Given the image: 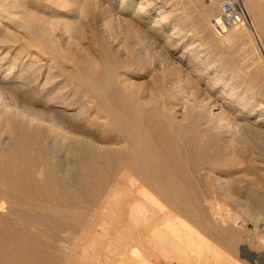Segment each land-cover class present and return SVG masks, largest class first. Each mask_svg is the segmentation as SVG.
Listing matches in <instances>:
<instances>
[{"label": "bare ground", "instance_id": "bare-ground-1", "mask_svg": "<svg viewBox=\"0 0 264 264\" xmlns=\"http://www.w3.org/2000/svg\"><path fill=\"white\" fill-rule=\"evenodd\" d=\"M157 1L117 3L173 56L185 15ZM198 1L191 23L212 40H190L177 60L166 57L162 88L174 96L166 100L132 80V63L112 55L107 34L92 45L90 20L108 24L109 0H0V15L17 29L0 21V67L22 66L0 77V264H109L117 247L115 264H264V195L252 186L264 182V160L242 145L264 141V105L240 90L231 68L209 60L223 43L254 36L261 44L262 10L244 0L250 23L211 38L208 19L221 0ZM52 3L72 5L76 18L38 12ZM181 81L188 100L177 97ZM229 205L255 221L260 246Z\"/></svg>", "mask_w": 264, "mask_h": 264}, {"label": "rangeland", "instance_id": "rangeland-1", "mask_svg": "<svg viewBox=\"0 0 264 264\" xmlns=\"http://www.w3.org/2000/svg\"><path fill=\"white\" fill-rule=\"evenodd\" d=\"M186 1L188 2L190 0H158L157 1V3H158L157 5H159L163 2H165V5L171 4V6H167L168 9L173 10L174 13L180 12L181 14L185 15V19H186L185 20V30H186L187 35L182 36L180 34L179 35L180 37L179 36L177 37V41H180V43L175 44L176 48L173 50L174 54H173V56L171 55L172 57L170 55H168L165 51L167 48H171L173 46L168 45L165 42L164 38L158 39L159 41H157L156 38L153 36L154 34L147 29L148 26L144 25L138 18H136V17L134 18V16L131 13L124 11V10H121L119 8L117 0H109L108 24H105L104 20H102L101 17L97 18L96 21L95 20L92 21V19L90 20V24L92 23L91 24L92 32L90 34H92V36L94 37V39L92 40V42H94V44L92 43V45H94L95 48L97 49L99 47V43L101 42L100 37L103 38V36L107 34V36H104V37H108V43H109L112 55L116 59H118V61H120L121 63L122 62L123 63L124 62L125 63L131 62L132 63L131 64L132 65L131 70H129V72L132 73V80L134 82L140 83V85H142L143 88L149 87L150 89H148V91H147L149 95H151L150 92L152 91L153 95H156V96L159 95L160 98H165L166 100H172V99H174V96L169 91H167V89L162 88V87H165L164 85H165V82L167 80L166 78L163 77L166 73L164 60L166 59V57L167 58L170 57L169 60L170 59L172 60L173 57H174V60L175 59L177 60L180 53L183 52L184 50L188 49L187 46H189L188 42L190 40L194 39V40H196V42L198 44L201 43L203 46H208L209 41L212 40V39H206L203 36L197 35L196 31H195V26L191 23L192 14L196 10V8L197 9L201 8L199 1L198 0H191V2L195 3L194 5L196 7L195 6L190 7ZM7 3L5 2L6 5H7ZM256 4L258 5V8H261L262 11L260 13L264 19V0H256ZM58 6L59 5L57 3H52L50 6L47 5L45 8L40 6V7H38L39 8L38 12L40 14L45 15V16H50L52 13H54L55 15L63 14L66 18L68 17L70 19L76 18L75 14L77 13V9L74 8L73 11L68 10V8L70 9L72 7V5H68L69 7L64 6L63 8L59 7V8L63 9L62 11L59 10ZM21 8L22 7L12 8V9H15V10H13L14 12H16V11L18 12V9H20L19 13H21V11L23 9V8L22 9ZM1 9H2V7H0V10ZM178 10H181V11H178ZM51 11H52V13H51ZM155 13H157V12H155ZM215 13H216V10H214V13L211 14L210 18L208 19L209 20L208 21V28L210 30L211 38H213L215 35H220L219 32H216L215 30H213L211 28L210 23H209L211 18L215 15ZM129 17H131V18H129ZM88 18H91L89 16V14H88ZM0 19H1L0 21L2 22V26L5 29L8 28V29H11L12 31L17 30V29L14 30L15 29V27H13V23H15L14 21H11L10 19H8L5 16L2 17L1 15H0ZM99 19H101V20H99ZM11 22H12V24H11ZM137 22H139V23L141 22V23L139 24ZM6 26H8V27H6ZM106 27H107V30L105 29ZM169 30L171 31V27L168 28V32H170ZM17 33L20 35V37L23 36V39H26V37H24V34H22L23 31L18 30ZM24 33H26V31H24ZM216 33H219V34H216ZM199 38H201V39H199ZM261 39H262V41H261L262 45L256 39V37L252 36V38L248 39L244 43H242V41L223 43V44L219 45L218 49H216L215 47H214L215 48L214 49L213 46H211V48L214 50H213L212 55L210 56L209 60H211V59L217 60V62H220L222 64L221 65L222 68L223 67L229 68V69L231 68L232 73L233 74L235 73L233 76L235 78H233V79L239 83L240 90L241 91L248 90L251 93L252 98L255 101L262 102V105H264V94L259 93V92L256 93L253 91L254 88H257V86L255 85L256 82L260 83L261 86L264 88V46H263L264 45L263 44L264 32L261 34ZM71 40L73 42H77L79 40V38L73 34ZM86 40H89V39H86ZM1 44H4V43L0 42V46H1ZM164 44L166 45V47ZM64 45H65L64 48H65L66 52L74 51V50L70 49L71 44L64 43ZM223 48H226V49L224 50ZM6 50L7 49L2 50L1 53L3 54ZM11 52L15 54V51L13 49L11 50ZM98 52L92 51V55L96 59V61H99L98 63L100 65H104V63L107 61L105 59L106 57L100 56L98 54ZM34 55H36V57H37V55H39L37 50L36 51L34 50ZM98 58H99V60H98ZM234 59H235L237 64L232 63V60H233V62H235ZM46 60L48 61V59H46V58H44L42 60V62H45V63H43L44 66L40 69L41 70L40 71L41 76L39 78V81L41 82V84L45 81L46 76L48 74V70H49L48 69L49 66L47 65L48 66L47 67L45 65ZM254 60H255V62H254ZM42 62L38 61L36 63V65L39 63H42ZM68 64H70V63H68ZM136 65H137V67H135ZM230 65H231V67H230ZM257 65L260 66L261 71H260L259 80L255 81V79H253V76H254L253 72H254V68ZM8 66H9V62L5 63V65L0 67V77L3 76V78H4L5 75L10 77L11 75H13L14 72L17 71L18 67H19V69L22 68L21 65H16V67L13 68L9 74H7L8 70H9L7 68ZM69 67H70V65H69ZM118 68L121 69L122 66L118 67ZM122 71H124V68H122ZM125 77H126L125 75L122 76V78H125ZM249 78H250V80H247ZM261 79H262V81H260ZM180 84H182V86H180V88H178V90H180V91H178L180 94L177 93V97L179 96L178 98H181V99L184 98L182 100H188V99H186V98H188L187 97V91H185L187 89L185 87V86H187L186 85L187 82L181 81ZM182 87H185L184 88L185 90ZM252 140H254V142H256V143H254ZM251 141L249 142V144L244 142L242 144L243 147H247V146L251 147V149L254 151V159L255 160L257 159L256 161H259L262 159L264 160V141L259 139V138H252ZM239 155H241V154H239ZM258 182L252 183V186L257 192L264 195V182H259V183ZM229 206L231 207V209ZM229 206H228V208L231 211V217L230 218L233 221H235L236 224L239 225L240 227L243 226L241 228L242 229L241 231L243 232V234L246 235V237L250 240V242L255 247L260 246L261 245V237H260L261 232L257 233V231L259 232L260 230H259L257 224L255 223V221L252 220L247 215H244L239 209H237V208L234 209L231 205H229ZM108 223H109V220H108ZM110 224H108V229H109L108 234H107L108 240L112 239V237H113L112 234L114 231V228L112 229L113 231L111 230L110 226H112V225H110ZM109 232H111V233H109ZM109 234H111L112 236L109 237L110 236ZM258 241H260V242L258 243ZM117 248L118 249L115 248V250H112V251H110L111 250L110 249V250H108V252L115 253L116 251H118L115 254H119V256H121V254L119 253L120 248L119 247H117ZM112 253H108L112 257V258L110 256L108 257V259H110L109 264L118 263L120 261V257L115 255V254H112ZM113 260H115V262H113ZM111 261L113 263H111Z\"/></svg>", "mask_w": 264, "mask_h": 264}, {"label": "built area", "instance_id": "built-area-1", "mask_svg": "<svg viewBox=\"0 0 264 264\" xmlns=\"http://www.w3.org/2000/svg\"><path fill=\"white\" fill-rule=\"evenodd\" d=\"M242 22L250 23V14L244 0H221L210 20V26L216 32L223 33Z\"/></svg>", "mask_w": 264, "mask_h": 264}]
</instances>
